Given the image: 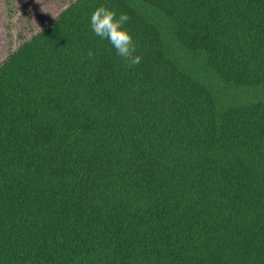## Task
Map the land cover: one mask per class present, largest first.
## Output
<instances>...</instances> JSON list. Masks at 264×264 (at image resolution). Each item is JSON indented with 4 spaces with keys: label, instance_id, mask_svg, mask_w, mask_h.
Returning <instances> with one entry per match:
<instances>
[{
    "label": "trees",
    "instance_id": "trees-1",
    "mask_svg": "<svg viewBox=\"0 0 264 264\" xmlns=\"http://www.w3.org/2000/svg\"><path fill=\"white\" fill-rule=\"evenodd\" d=\"M62 3L0 62V264H264V0Z\"/></svg>",
    "mask_w": 264,
    "mask_h": 264
},
{
    "label": "rangeland",
    "instance_id": "rangeland-1",
    "mask_svg": "<svg viewBox=\"0 0 264 264\" xmlns=\"http://www.w3.org/2000/svg\"><path fill=\"white\" fill-rule=\"evenodd\" d=\"M63 0H14L11 9L0 0V62L27 36L49 23Z\"/></svg>",
    "mask_w": 264,
    "mask_h": 264
},
{
    "label": "clouds",
    "instance_id": "clouds-1",
    "mask_svg": "<svg viewBox=\"0 0 264 264\" xmlns=\"http://www.w3.org/2000/svg\"><path fill=\"white\" fill-rule=\"evenodd\" d=\"M129 19L126 13H118L105 5H101L91 14L90 25L95 36L101 40H107L117 55L125 62V67L131 68L141 63L142 56L137 54V40L125 27ZM87 57L94 59L95 53L89 50Z\"/></svg>",
    "mask_w": 264,
    "mask_h": 264
}]
</instances>
